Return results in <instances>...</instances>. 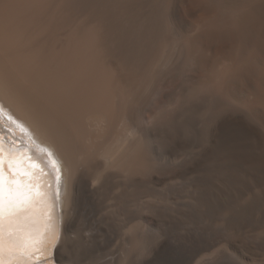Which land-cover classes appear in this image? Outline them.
Listing matches in <instances>:
<instances>
[{
  "label": "bare ground",
  "instance_id": "1",
  "mask_svg": "<svg viewBox=\"0 0 264 264\" xmlns=\"http://www.w3.org/2000/svg\"><path fill=\"white\" fill-rule=\"evenodd\" d=\"M29 5L37 7L50 37L56 39L62 29L68 33L59 47L48 37L41 49L38 41L34 46L61 69V85L52 91L47 81L36 84L16 49L13 27L0 22V151L6 162L14 158L23 168L24 158L31 157L29 164L44 169L39 191L47 198L35 212L49 242L27 254L13 249L6 232L2 264H9L10 254L18 258L12 264H69L63 253L76 171L71 147L84 143L80 106L111 109L116 101L148 161L174 164L172 177L191 185L199 213L222 222L224 241L240 261H260L264 0H0V18L15 6ZM28 18L20 29L38 22ZM22 86L32 89L35 99L24 98ZM41 105L51 110L52 119ZM47 153L59 167L58 182L42 160Z\"/></svg>",
  "mask_w": 264,
  "mask_h": 264
},
{
  "label": "rangeland",
  "instance_id": "2",
  "mask_svg": "<svg viewBox=\"0 0 264 264\" xmlns=\"http://www.w3.org/2000/svg\"><path fill=\"white\" fill-rule=\"evenodd\" d=\"M36 12L35 5L25 10L15 6L4 13L5 19L0 18V22L6 21L13 27V36L18 41L16 49L24 55L32 77L36 78L28 86L33 88L32 81L38 86L39 81H47L52 91H58L61 69L49 54H41L34 46L38 41L41 49L48 37L52 45L59 47L68 33L59 30L53 39L44 19L37 18ZM25 15L28 20L38 22L20 29ZM25 88L22 86L24 98L35 99L32 89L26 88V92ZM40 109L53 118L49 108L41 105ZM79 119L81 143L84 142L82 146L86 145V149L81 145V148L71 147L76 171L67 207L65 261L69 264H246L225 242L222 222L195 208L191 185L186 179L172 177L174 164L148 161L136 130L120 112L119 101L111 109L81 105ZM163 163L170 164V169ZM259 262H264V256L254 264Z\"/></svg>",
  "mask_w": 264,
  "mask_h": 264
},
{
  "label": "snow or ice",
  "instance_id": "3",
  "mask_svg": "<svg viewBox=\"0 0 264 264\" xmlns=\"http://www.w3.org/2000/svg\"><path fill=\"white\" fill-rule=\"evenodd\" d=\"M245 115L251 117L252 113L245 112ZM31 159L25 157L24 167L21 168L14 158H9L6 162L0 151V264L4 260L6 232L13 249H21L27 254H31L33 247L39 245L43 248L49 242V238L42 235L36 224L35 212L47 198L45 192L39 191V180L45 173L40 165L29 164ZM42 160L47 163L58 182L60 170L51 159V153H47ZM7 260L12 264L18 258L10 254Z\"/></svg>",
  "mask_w": 264,
  "mask_h": 264
}]
</instances>
